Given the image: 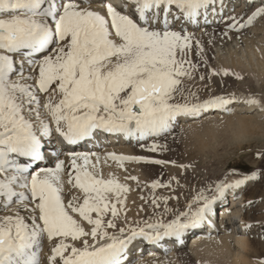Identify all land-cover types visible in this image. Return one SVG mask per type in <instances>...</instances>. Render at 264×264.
<instances>
[{
	"label": "snow or ice",
	"instance_id": "1",
	"mask_svg": "<svg viewBox=\"0 0 264 264\" xmlns=\"http://www.w3.org/2000/svg\"><path fill=\"white\" fill-rule=\"evenodd\" d=\"M90 3L0 0V198L12 202L18 197L20 208L34 214L0 217V264H39L37 249L44 235L49 240L59 238L49 257L51 264L57 258L60 264H123L129 245L137 237L150 243L169 236L182 238L205 219L218 198L199 196L197 199L205 203L195 212L181 213L168 223L148 224L154 233L131 229L121 238L102 230L100 217L106 211L117 215V203H123L119 194L128 190L126 185L97 174L90 154L71 153L75 176L74 183L71 175L68 182L84 197L82 203H76L79 198L74 196L65 204L60 175L64 161L55 168L39 167L38 162L46 158L42 135H48L50 129L44 121L36 127L30 119L40 117L33 107L39 105L38 92H49L51 88L43 108L50 113L56 132L73 145L98 131L143 140L168 131L178 116H196L204 109L230 103L222 97L200 104L172 102L177 93L184 91L181 78L190 75L185 64L191 67L186 56L192 36L183 29L172 30L171 25L174 21L197 22L202 16L206 19L208 12L215 10L216 0H123L125 11L108 3L106 15L92 10ZM129 8L130 13L126 11ZM261 14L264 0L248 17V23ZM15 56L21 57L19 65ZM25 61L35 66L34 84L27 83L31 75L22 74ZM17 69L21 75L13 80L11 76ZM57 92L61 98L53 102ZM247 103L259 101L250 99ZM107 155L118 161L144 159ZM17 185L28 194L16 191ZM156 186L154 182L152 187ZM225 187L230 185L218 187L221 197ZM110 193L116 194L117 203L110 201ZM70 211L93 225L91 231L85 232ZM92 213L97 214L96 219ZM114 226L111 221L107 224ZM84 236L93 240L107 237L109 242L97 245L84 240L80 248L65 243L69 237L78 240Z\"/></svg>",
	"mask_w": 264,
	"mask_h": 264
},
{
	"label": "rangeland",
	"instance_id": "2",
	"mask_svg": "<svg viewBox=\"0 0 264 264\" xmlns=\"http://www.w3.org/2000/svg\"><path fill=\"white\" fill-rule=\"evenodd\" d=\"M239 3L238 1L237 4ZM221 26L220 24L215 30L217 35L221 32ZM183 31L188 33L186 29ZM191 36V48L186 56V60L191 62V67L185 64L190 75L181 78L184 91L182 94L177 93L172 102L200 104L222 97L234 104L237 102L234 100L247 97L259 101L256 106H264V57L244 61L236 59L234 55H229L228 59L217 57L216 44L213 43L214 40L216 43V36L192 34ZM233 113L215 115L203 124L182 127L183 129L179 127L180 122L177 121L178 123L176 122L160 138L144 146L148 152L141 160L150 168L149 177L143 176L144 181L142 178L139 179L141 181L137 183L138 185L132 187L126 185L128 190L119 194L122 204L117 203L115 193L107 194L112 203H117V215L112 216L110 211L103 213L100 217L104 222L102 230L107 232L130 230L154 222H166L184 212L191 213L190 211L204 201L198 200L197 197L208 198L218 189L220 183L228 180L235 182L246 177L248 187L240 188L238 194L249 191L248 195L263 193L264 197V115L259 118H240ZM153 145L155 149L152 148ZM94 171L104 179L115 178L120 184L125 185L116 176H105L96 168ZM66 173L71 175L74 182L75 170L69 167ZM146 178H153L151 179L153 182L151 180L147 182ZM154 182L157 183L155 188L152 187ZM74 189L78 192L75 197L79 198L76 203H82L84 193L78 188ZM133 194L138 195V198L127 199ZM244 198L241 196L236 198L238 206L235 205V208L238 207L240 212H246V208L249 207L252 209L250 214L255 218L261 213L264 214V210L262 212L257 210L260 202L256 201V198L243 200ZM20 212L22 216H29L24 210ZM70 215L87 232L88 227L84 224L88 222L78 213L70 211ZM91 215L93 219L97 218L96 213ZM236 216V213L231 216L234 230L240 229V224L238 222L236 224ZM109 221L115 226L107 227ZM81 238L72 240L69 237L65 243L77 245ZM260 239L264 243V234ZM52 242L56 245L59 238L52 239ZM199 250L195 254L199 255L197 258L195 255L179 256L163 264H232L234 261L230 256L229 260L228 256L218 252L207 253L203 249L200 252ZM201 251L203 255L198 254ZM67 254L66 252L65 255ZM252 258L257 259L256 255ZM251 264L255 263L252 261Z\"/></svg>",
	"mask_w": 264,
	"mask_h": 264
},
{
	"label": "bare ground",
	"instance_id": "3",
	"mask_svg": "<svg viewBox=\"0 0 264 264\" xmlns=\"http://www.w3.org/2000/svg\"><path fill=\"white\" fill-rule=\"evenodd\" d=\"M238 1L240 2L239 4H237ZM108 3L113 4V6L119 11H125L121 7L123 0H91L90 5L88 6L92 10L100 11L102 14L106 15L105 5ZM81 6L83 7L85 5ZM213 7L215 10H210L206 19L202 16L198 18L197 22L184 20L181 25L179 21H174L171 25V27L174 26L172 29L178 31L186 29L189 34L194 36H216L217 33L215 30L221 24V32L216 36V43L215 40L213 42L216 44L215 51L217 53V57L222 56L224 59H228L230 57L229 55H234L236 59L241 61L264 57V14L254 17L252 22L248 23V17L252 15L256 8L260 7V0H256L255 3H251L250 0H216ZM126 11L130 13L131 8ZM173 12L178 14V10L175 6H173ZM241 25H243V27H241ZM15 60L17 61V65H19L21 57L15 56ZM23 67L24 72L22 74L26 77L29 75L32 76V79L28 80L27 83L34 84L36 79L35 66H29L25 61ZM20 75L21 73L17 69L16 73L11 76V79L16 80ZM52 87H54V85ZM50 94L51 88L49 89V92L37 93L39 97V105H33V107L38 109L40 117L37 119L35 116H30V119L36 127H40V121H44L48 124L50 129L48 135L41 134L46 158L42 162H38L39 167L55 168V165L59 161H64L63 170L60 175L63 181L61 196L65 204L72 200L75 195H78V192L77 190L75 191L73 184L68 182L70 175L66 173L67 169L72 167L71 153L90 154V159L96 164V169H100L105 176L113 175L118 177L125 185L130 187L138 185L137 183L141 180L144 181L143 176L149 177L148 175L150 174V171L148 170H150V168H147V166L143 163L144 161H118L112 159L107 154L114 153L117 156L124 155L145 158L148 151L144 149V146L146 147L147 144H152L154 140H157L166 132H162L155 136H147L143 140H138L135 137H128L123 133L116 134L98 131L94 133L92 137L82 141L80 144H69L56 132V125L54 121H52L50 113L47 109L43 108V104ZM60 98L61 94L57 92L54 96L53 102H58ZM248 100L250 99L242 97L234 100L237 101L234 104L228 103L222 107L207 108L202 110L196 116H178L176 120L172 122V126L177 121L180 122L179 127L181 128L197 126L203 124L205 121H208V119L215 115L230 112L231 114L234 112L233 115L240 118H259L263 116L264 106L258 107L256 104H249L247 103ZM62 127H65L66 129V125H64L63 122ZM77 163L83 162L78 160ZM33 167H36V162H34ZM131 177H136L137 179H131ZM139 179L141 180L139 181ZM146 179L148 182V180L153 178ZM240 180H243L244 182L242 184H236V182ZM237 181L231 182L228 180L220 183L219 187H224L226 185H230V187L224 188V195L222 197L219 195L218 189L208 197V199L218 197L212 204L211 211L206 213L205 219L196 228L190 229L181 239L169 236L165 237L163 242L155 244L150 243L143 238L137 237L129 245L123 264H163V262H167L169 259L177 258L179 256H193L199 249H203V251L207 253L218 252L228 257L230 256L234 259V261L231 260L232 264L234 262L235 264H251L252 261L255 264L260 263L261 261L264 262V243H262V240L260 239V237L264 234V214L261 213L259 217L255 218L250 214L252 209L249 207L246 208V212H240L238 207L235 208V200L239 196L242 198L245 197L243 200L256 198V201L260 202V207L257 210L262 212L264 210L263 193L248 195L249 191H242L238 194L240 188L243 186L247 189L248 183H246V177ZM147 182L145 181L146 184ZM140 185L141 184H139V186ZM15 187L16 191H25L26 194H28L27 191L21 189L19 185ZM136 198H138V195L134 194L127 197V199L130 200ZM20 203L21 202L18 197L14 198L12 202H8L6 199L0 198V216L16 215L17 213L22 216V212H20V210H24L29 215L28 217L34 215L30 210L21 209ZM204 203L205 201L200 202L197 207L190 212H195L196 209L201 207ZM235 213L237 214L235 218V220H237L236 224L237 222L240 224V229L237 230H234V225H232L231 222V216ZM181 219L183 220L185 218L181 217ZM171 220L173 219L163 223H168ZM84 225L88 227L87 232H90L92 226L89 223H85ZM147 225L136 227L134 229L139 230L140 228H144L145 231L154 233L155 230L148 229ZM130 230H124V232H121L120 230H110L108 233L110 236L115 235L123 238L124 236L130 234ZM159 231L162 232L163 229H159ZM84 240H87L89 244L97 245L99 243L109 242L107 237L103 240H100L99 237H97L96 240H93L91 236H84L80 239L79 244L75 246L77 248L82 247V242ZM233 245L235 247L234 249ZM54 246L55 245L52 240H49L47 236L44 235L37 249L39 264H51L49 257L53 254L52 248ZM198 254L203 255L202 251ZM251 255L252 257L253 255H256L257 259H253ZM197 256L199 257V255H195L196 258ZM230 257L229 260L231 259ZM258 258L261 261L258 260ZM55 264H60L59 258H57Z\"/></svg>",
	"mask_w": 264,
	"mask_h": 264
}]
</instances>
